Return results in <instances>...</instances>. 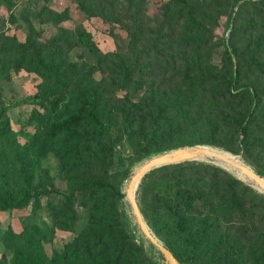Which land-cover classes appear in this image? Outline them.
<instances>
[{
	"label": "rangeland",
	"instance_id": "1",
	"mask_svg": "<svg viewBox=\"0 0 264 264\" xmlns=\"http://www.w3.org/2000/svg\"><path fill=\"white\" fill-rule=\"evenodd\" d=\"M183 1L202 5L214 0H13L11 8L0 6V104L27 98L53 102L25 105L0 119V194L43 187L79 190L70 206L74 216L64 215L68 206L60 197L41 199L37 211L0 212V264H11L15 250L30 247L31 237L43 240L51 260L82 233L104 227L123 229L154 264H167L127 206L126 185L135 167L179 148L208 146L239 156L259 171L223 139L193 145L191 134L164 139L155 131L156 111L181 94L187 78L181 74L197 64V53L184 47L186 25L173 20ZM243 8L247 18L248 6ZM230 13L222 9L216 26L208 25L219 39L203 53V65L224 67L225 49L244 43ZM83 33L90 36L93 51L81 43ZM230 61L228 67L235 69V57ZM260 83L263 97L264 78ZM87 90L97 94L103 123L118 131L116 147L108 136L95 134L86 116L88 98L72 94ZM133 110H141L143 120L134 118ZM98 182L109 186L86 189ZM141 184L136 198L142 211L147 202ZM58 211L65 219L56 218ZM10 233L25 238L10 241Z\"/></svg>",
	"mask_w": 264,
	"mask_h": 264
},
{
	"label": "trees",
	"instance_id": "2",
	"mask_svg": "<svg viewBox=\"0 0 264 264\" xmlns=\"http://www.w3.org/2000/svg\"><path fill=\"white\" fill-rule=\"evenodd\" d=\"M12 2L0 0V6L11 8ZM225 2V5L217 0L202 5L179 3L173 20L186 25L184 47L197 53L194 60L197 64L181 74L187 77L180 85L181 94L156 111L155 131L161 132L164 139H183L191 134L193 145L223 139L252 159L259 169L257 173L264 176V96L260 94V81L264 78V0ZM246 6L248 17L243 18ZM222 9L231 10L234 31L244 43L225 49L228 60L224 61V67L203 65V53L219 39L208 25L216 26ZM80 41L94 50L88 34H81ZM233 57L235 69L228 67ZM72 94L88 98L86 116L95 134L108 136L116 147L119 133L103 123L96 92ZM49 103L53 102L27 98L11 105L0 104V119L25 105ZM133 115L144 118L141 110H133ZM86 186L89 187L86 189L106 188L109 184ZM140 191L147 202L142 212L149 227L181 264H264V194L226 169L205 162L162 167L144 178ZM78 194L77 189L56 187L27 189L20 194L7 190L0 194V212L29 207L37 211L41 199L60 197L68 206L64 215L74 216L70 206ZM54 213L57 219H65L59 211ZM35 231L42 234L39 228ZM13 234L8 240L25 238ZM32 239L35 240L31 237L30 247L24 251L15 250L11 264H154L123 229L104 227L97 232H84L51 260L43 252V240H35L31 245Z\"/></svg>",
	"mask_w": 264,
	"mask_h": 264
},
{
	"label": "water",
	"instance_id": "3",
	"mask_svg": "<svg viewBox=\"0 0 264 264\" xmlns=\"http://www.w3.org/2000/svg\"><path fill=\"white\" fill-rule=\"evenodd\" d=\"M204 155H211L215 159H219L220 161L228 164L232 169L240 172L245 178L250 180L252 183H247L251 187L258 189L264 192V177L259 175L253 168L248 166L246 163L241 161H236L228 158L224 154H222L219 149H215L208 146H195V147H185L179 148L177 150H173L170 152L163 153L149 160L137 174L132 176L131 182L128 187V191L126 192V201L127 198L130 199L133 215L135 216V221L137 222L138 227L142 230L144 236L154 245L156 246L161 254L164 257V260L167 264H181L180 261L176 258L173 252L162 243L158 237L153 233L151 228L149 227L141 209L138 204L136 193L139 185L143 181V179L152 171L170 166L181 164L190 161H199L200 157ZM241 158V157H240ZM243 160V159H242ZM208 163L215 164L211 161H206ZM217 165V164H215ZM219 166V165H217ZM226 169V168H225ZM227 170V169H226ZM229 171V170H227ZM231 172V171H229ZM232 173V172H231ZM129 208V205L127 203ZM129 211L131 212L130 208ZM132 213V212H131Z\"/></svg>",
	"mask_w": 264,
	"mask_h": 264
},
{
	"label": "bare ground",
	"instance_id": "4",
	"mask_svg": "<svg viewBox=\"0 0 264 264\" xmlns=\"http://www.w3.org/2000/svg\"><path fill=\"white\" fill-rule=\"evenodd\" d=\"M219 151H220L222 154H224L225 156H227L228 158L232 159V160L241 161V162H243V163H246V162H244V160H242V158H240L239 156H236V155H234V154H232V153H229V152H226V151H223V150H219ZM155 157H157V156H155ZM152 158H154V157H152ZM152 158H150V159H152ZM150 159H147V160L143 161L142 163L138 164V165L135 167L134 171H133V175L137 174V173L139 172V170H140V169H141V168H142L147 162H149ZM199 160H200V161H211V162H213V163L219 165L220 167L226 168L227 170L231 171V172L234 173L236 176H238V177L242 178L243 180H245L247 183H250V184L252 183L250 180H248L247 178H245L240 172H238L237 170L232 169L228 164H226V163L220 161L219 159H215V158H214L213 156H211V155H204V156L200 157ZM246 164H247V163H246ZM247 165H248V164H247ZM248 166H249V165H248ZM250 167H251V166H250ZM251 168H252V167H251ZM131 179H132V177L128 180V183H127V185H126V192L128 191V187H129V184H130V182H131ZM127 203H128L129 208H130V210H131V212H132V214H133L134 212L132 211V206H131V202H130V199H129V198H127ZM134 218H135V217H134Z\"/></svg>",
	"mask_w": 264,
	"mask_h": 264
}]
</instances>
